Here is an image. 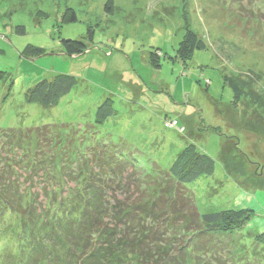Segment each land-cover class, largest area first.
<instances>
[{"label":"rangeland","instance_id":"1","mask_svg":"<svg viewBox=\"0 0 264 264\" xmlns=\"http://www.w3.org/2000/svg\"><path fill=\"white\" fill-rule=\"evenodd\" d=\"M68 9L73 22L66 21ZM186 28L206 48L183 60L178 49ZM61 39L90 47L68 56ZM28 45L43 54L22 57ZM59 74L77 83L56 106L25 101L28 88ZM225 78L239 87L237 102ZM106 98L114 113L95 124V109ZM53 124L82 131L94 125L87 133L125 143L146 170L154 164L167 170L188 145L204 152L214 172L186 188L200 214L253 212L238 245H231L251 254L264 234V188L254 179L264 175L263 0H0V129ZM236 143L247 181L224 166ZM256 251L264 264V245Z\"/></svg>","mask_w":264,"mask_h":264},{"label":"trees","instance_id":"2","mask_svg":"<svg viewBox=\"0 0 264 264\" xmlns=\"http://www.w3.org/2000/svg\"><path fill=\"white\" fill-rule=\"evenodd\" d=\"M68 14L66 21L76 20L74 11ZM16 32L24 33L23 27ZM87 35L91 42L93 31ZM88 41L61 39L60 44L66 55L76 56L89 49ZM205 48L186 28L178 57L185 60ZM42 54L30 45L21 52L22 57ZM225 81L238 100L239 87ZM76 83L63 74L43 79L25 91V101L50 109ZM113 113L106 98L95 109V124ZM88 126L92 131L94 125ZM87 127L0 129V264H259L256 248L264 245V234L256 236L251 254L231 247L253 212L200 214L186 188L214 172L210 156L188 145L167 170L155 164L146 170L125 143H106ZM88 136L95 142L87 145ZM229 152L224 166L247 181L249 172L235 159L237 143ZM254 179L264 188V175Z\"/></svg>","mask_w":264,"mask_h":264},{"label":"built area","instance_id":"3","mask_svg":"<svg viewBox=\"0 0 264 264\" xmlns=\"http://www.w3.org/2000/svg\"><path fill=\"white\" fill-rule=\"evenodd\" d=\"M174 125V126H173ZM168 126H172V127H175V122H173V124H171V123H168Z\"/></svg>","mask_w":264,"mask_h":264}]
</instances>
